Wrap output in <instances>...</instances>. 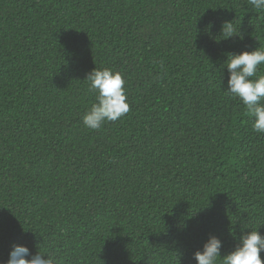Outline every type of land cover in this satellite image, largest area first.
<instances>
[{"label": "trees", "instance_id": "trees-1", "mask_svg": "<svg viewBox=\"0 0 264 264\" xmlns=\"http://www.w3.org/2000/svg\"><path fill=\"white\" fill-rule=\"evenodd\" d=\"M256 48L248 0H0V264L14 245L57 264H195L209 236L221 255L231 233L264 237V134L221 67ZM94 68L122 74L130 106L99 130L82 124Z\"/></svg>", "mask_w": 264, "mask_h": 264}, {"label": "clouds", "instance_id": "clouds-1", "mask_svg": "<svg viewBox=\"0 0 264 264\" xmlns=\"http://www.w3.org/2000/svg\"><path fill=\"white\" fill-rule=\"evenodd\" d=\"M248 2L253 9L264 10V0ZM235 31L231 22L222 24L221 34L225 39L236 36L233 34ZM225 55L226 60L221 66L228 73L225 94L238 99L247 109L252 120V131L264 134V75H257L259 67L264 65V50L256 48L251 52ZM83 81L94 97V102L82 117L85 128L99 130L106 123L115 122L129 112L124 87L126 82L120 72L110 68H94ZM258 229L242 232L238 238L231 233L237 243L231 252L224 255H221V241L215 236H209L202 250L192 254V259L195 264H264L260 256L264 252V237ZM6 264H57V260L55 253L38 251L31 255L27 247L14 245Z\"/></svg>", "mask_w": 264, "mask_h": 264}]
</instances>
